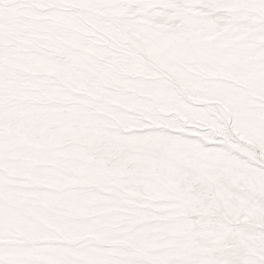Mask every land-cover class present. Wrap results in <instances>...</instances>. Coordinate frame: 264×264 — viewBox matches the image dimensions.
Returning a JSON list of instances; mask_svg holds the SVG:
<instances>
[{"label":"snow or ice","instance_id":"snow-or-ice-1","mask_svg":"<svg viewBox=\"0 0 264 264\" xmlns=\"http://www.w3.org/2000/svg\"><path fill=\"white\" fill-rule=\"evenodd\" d=\"M0 264H264V0H0Z\"/></svg>","mask_w":264,"mask_h":264}]
</instances>
